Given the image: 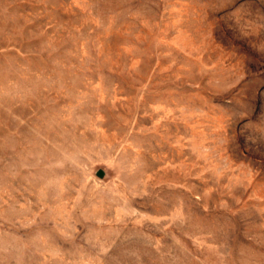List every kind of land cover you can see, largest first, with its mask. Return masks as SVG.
Segmentation results:
<instances>
[{
	"label": "rangeland",
	"instance_id": "374dc122",
	"mask_svg": "<svg viewBox=\"0 0 264 264\" xmlns=\"http://www.w3.org/2000/svg\"><path fill=\"white\" fill-rule=\"evenodd\" d=\"M0 264H264V0H0Z\"/></svg>",
	"mask_w": 264,
	"mask_h": 264
}]
</instances>
